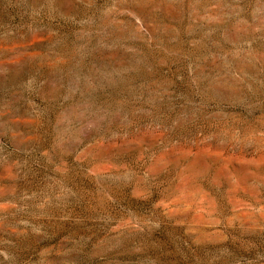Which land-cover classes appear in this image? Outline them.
I'll return each mask as SVG.
<instances>
[{
	"label": "rangeland",
	"instance_id": "rangeland-1",
	"mask_svg": "<svg viewBox=\"0 0 264 264\" xmlns=\"http://www.w3.org/2000/svg\"><path fill=\"white\" fill-rule=\"evenodd\" d=\"M0 264H264V0H0Z\"/></svg>",
	"mask_w": 264,
	"mask_h": 264
}]
</instances>
